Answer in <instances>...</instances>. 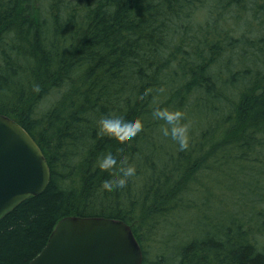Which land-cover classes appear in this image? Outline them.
Returning a JSON list of instances; mask_svg holds the SVG:
<instances>
[{"label":"trees","instance_id":"obj_1","mask_svg":"<svg viewBox=\"0 0 264 264\" xmlns=\"http://www.w3.org/2000/svg\"><path fill=\"white\" fill-rule=\"evenodd\" d=\"M157 107L184 113L187 149ZM116 109L143 131L98 134ZM0 114L52 173L0 222V264H29L67 216L126 222L143 264H264V0H0Z\"/></svg>","mask_w":264,"mask_h":264},{"label":"water","instance_id":"obj_2","mask_svg":"<svg viewBox=\"0 0 264 264\" xmlns=\"http://www.w3.org/2000/svg\"><path fill=\"white\" fill-rule=\"evenodd\" d=\"M52 178L37 142L15 120L0 114V222ZM132 227L122 220L67 216L29 264H143Z\"/></svg>","mask_w":264,"mask_h":264},{"label":"clouds","instance_id":"obj_3","mask_svg":"<svg viewBox=\"0 0 264 264\" xmlns=\"http://www.w3.org/2000/svg\"><path fill=\"white\" fill-rule=\"evenodd\" d=\"M148 91L145 90L147 95ZM153 117L157 120L165 122L162 128L165 137L170 136L172 140L176 141L181 150L187 149L190 144V122H183L184 113L181 110H170L169 108L154 109ZM98 134L112 132L118 134L122 138L136 137L144 129V121L136 116L129 115L126 110H112L105 113L98 121ZM121 161V156L115 149H109L101 154V163L104 166H111ZM119 177H106L104 183L106 186L114 189L124 188L128 183V178L136 174V167L134 164L119 169Z\"/></svg>","mask_w":264,"mask_h":264},{"label":"rangeland","instance_id":"obj_4","mask_svg":"<svg viewBox=\"0 0 264 264\" xmlns=\"http://www.w3.org/2000/svg\"><path fill=\"white\" fill-rule=\"evenodd\" d=\"M44 2H45V0H44ZM211 189H212V194H211L212 197H213V195L216 196L217 192H216V190L214 189V186H211ZM195 200H199V198H195ZM211 205L214 206V207H216V199H215L214 197H213V199H212ZM165 226H166V225H164L163 227H165ZM169 231H170V230H167L165 234H166V235H169ZM166 238H167V237H166ZM145 241H146L145 238L142 237V242L146 245ZM145 245H144V246H145Z\"/></svg>","mask_w":264,"mask_h":264}]
</instances>
